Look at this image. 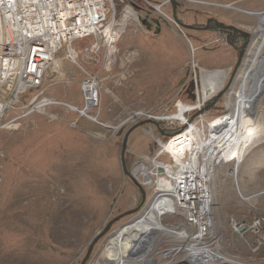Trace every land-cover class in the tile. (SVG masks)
<instances>
[{"label":"rangeland","instance_id":"374dc122","mask_svg":"<svg viewBox=\"0 0 264 264\" xmlns=\"http://www.w3.org/2000/svg\"><path fill=\"white\" fill-rule=\"evenodd\" d=\"M166 1L137 0V6H141V9H136L139 23L141 25L143 22L146 31L137 28L139 24L135 21L130 23L117 44L119 53L110 74L103 67L106 64L105 49H102L98 61L92 62L81 55V50L89 46L92 40L76 42L75 48L79 52L76 61L64 59L67 50H61L56 58L61 59L62 65L59 70L54 68L58 72L53 78L48 73V79H44L39 89L25 93L20 109L11 115H20L22 106L29 104L39 90L44 91L37 101L40 109L44 98L73 105L79 112L50 104L22 118L17 131L0 130V264H81L88 250L84 248L97 232L103 230L113 218L141 204L140 190L128 176H123V139L130 128L147 120L134 119V114L147 112L164 100H158L151 90H144L148 83L144 84L143 75L159 67L167 66L173 70L185 60L189 61L187 69L192 61L197 65V46L210 52L215 51L217 46L228 47L226 34L217 28L201 30L193 26L204 27L211 19L252 35L260 27L264 12V0H176L179 22L176 26L172 22L171 2L160 11L153 7ZM138 39L141 55L136 57L128 50H139ZM246 41H239L237 47L233 45L238 53ZM248 43L249 49L252 42ZM217 55L219 52L207 54L212 62L221 60L215 57ZM127 61L131 62L124 65ZM244 62L245 67L250 63ZM58 63L60 65V61ZM195 69L189 79H184L182 92L178 94L183 100L190 94L188 80L190 87L195 85V76L200 82L198 67ZM124 70L131 75H124ZM225 73L227 77L222 84L223 90L231 75L228 71ZM93 76L100 79L98 106L89 111L96 121L80 114L85 109L81 85ZM215 80L204 92L212 91L213 87L219 85ZM221 92L222 87L218 96L212 98L219 100L218 107L211 110L206 122H198L197 125L194 120L197 126L203 124L206 129L212 119L228 114L225 108L226 94ZM250 118L264 123V95ZM118 126L120 128L115 131ZM148 126L135 128L128 137L125 154L128 171L141 163L145 164V157L153 158L159 154L162 149L158 140L166 143L170 138L160 134L154 126H149L153 134L150 135ZM182 128L177 123L168 127L171 134ZM247 148L237 168L232 157L215 168L212 180L215 233L226 242L223 244L224 252L232 256L228 264H264V225L259 228L261 234L248 235L244 240L232 239L228 231V222L232 219L247 217L251 221L252 217H264V130L257 132ZM157 160L174 166L167 154H161ZM229 162L232 165L227 164ZM142 189L146 202L139 213L155 194L154 185L149 188L142 186ZM167 206L170 209L169 200ZM139 213L122 218L112 226L110 232L121 225L123 227ZM166 218L165 223L168 221ZM106 238H101L95 244L88 264ZM101 252L97 256L101 261L97 264L103 261ZM106 259L109 260L108 257Z\"/></svg>","mask_w":264,"mask_h":264},{"label":"built area","instance_id":"2783aa9c","mask_svg":"<svg viewBox=\"0 0 264 264\" xmlns=\"http://www.w3.org/2000/svg\"><path fill=\"white\" fill-rule=\"evenodd\" d=\"M168 2H164L161 6ZM161 6L153 7L160 11ZM140 7L137 6V0H0V130L17 131L21 126L19 121L36 111L35 104H27L22 106L23 111L20 115H11L20 109V105L23 103L22 96L25 93L41 87L52 59L56 58V55L64 48L67 50L64 59L75 62L79 57L75 43L92 40L89 46L81 47L83 48L81 55L89 61L97 62L102 49H105L106 61L104 63L106 64L103 67L110 74L116 64V55L118 54L116 48L114 51H110V46H116L131 22L135 21L144 32L146 31L145 26L142 25L143 22L141 25L139 23L140 18L136 9H141ZM68 20L74 22L72 27L67 25ZM172 22L176 24L174 21ZM176 26L178 25L176 24ZM196 67L197 65L192 61L190 64L191 74L195 73ZM92 81L97 83V93L93 97V102L90 103V111L98 106L100 100L98 92L100 79L95 76L89 77L81 85L83 101L85 106H88L90 99L86 96L85 87ZM197 82L195 76V88ZM43 94L44 91L39 90L30 102ZM227 95L228 92L225 96L227 97ZM212 98L209 97L208 100H203L192 107L184 106L178 102L171 104V100H169L156 109L139 112L136 117L162 123L166 128L175 123L181 124L183 127L167 140L178 147L183 156L182 161L185 162L184 166H174L175 173L173 175L166 174L162 167H154L149 162L151 158H144L145 164L143 165L149 171H154L155 182L157 177H163L172 184L173 188L169 193L160 192L157 190L155 182L153 184L155 190L153 197L159 195L170 200L173 216L165 224L168 236L159 244L157 253L149 264H190L193 257L191 251L171 252L169 250L173 244L181 240L191 246L209 245L213 252L217 251V247L213 246L214 208L208 191V175L202 171V168L199 170V167L204 166V161L202 157L199 158L196 155L194 146H198L200 141L208 140L210 131L213 129L210 127L212 121L220 117L224 119L231 116L232 108L226 104L225 108L228 114L212 119L211 123H207L206 129L203 124L197 126L198 122H206L203 119L205 113L196 116L195 119L193 115L203 110L205 104ZM51 104L66 106L79 112L77 107L70 104L56 100H52ZM157 113L161 115L158 116ZM82 115L87 117L84 113ZM188 131H191L195 138L187 137L185 139L184 136ZM161 154H165L163 150H160L159 154L155 156L156 159ZM196 162L197 166L199 165L198 169L193 167ZM139 167L132 168L130 173L138 186L142 188L145 185L139 182L135 175V171ZM1 182L2 173L0 170V184ZM263 225L264 217H252L251 221L247 217H241L228 222V231L231 233L232 239L236 237L244 240L248 235L261 234L259 228ZM242 229L243 232H241ZM108 240L107 238L103 242L90 264L95 263L97 256L103 250L102 248L109 243ZM225 243L223 238L219 242L224 255H227L224 252L223 244ZM145 244L143 241L138 245L139 247L135 251L136 255L128 252V254L126 253L127 257L125 255L123 257L143 264ZM114 259L115 257L112 260L105 259L100 264H116ZM206 264H214V261L210 260Z\"/></svg>","mask_w":264,"mask_h":264},{"label":"bare ground","instance_id":"6f19581e","mask_svg":"<svg viewBox=\"0 0 264 264\" xmlns=\"http://www.w3.org/2000/svg\"><path fill=\"white\" fill-rule=\"evenodd\" d=\"M261 18V25L257 29V31L253 33V39L251 40L252 43L250 42L251 46L249 49L247 48V50L249 51L245 57L246 59H244L245 61H249L250 63L249 65H247V67H245L244 62L232 84L231 89L233 90V92L230 93V89L226 97L227 105L232 108L231 116L225 117L224 119L223 117H220L218 118L219 120L212 121V123L210 122V127L213 128L210 131V138L205 142L200 141V143L197 144L198 146H194V148L196 149V155L199 158H203L204 166L199 167V165L197 166L196 162V165H194L193 167H195V169H198L199 167V170L200 168H202V171L206 172L208 175V191L214 208L213 215L215 213V199L213 198L212 193V180L215 177V168L217 166H220L224 161L231 159L232 157L234 158V166L237 168L238 166L236 165H240L239 163L243 159L244 154L248 149L247 147L251 145L254 136L258 131L264 130V123H261L260 121L256 122L253 118H250V116L253 115H250L248 113L249 111L252 112L250 106L253 102V99L262 89V84L260 85L258 83V77L264 74V12L262 13ZM67 25L69 27H72L74 25V22L72 20H68ZM110 47V51L115 50V47ZM58 59H52L50 68L45 74V77L47 79L48 73L49 76H51L50 78H53V75H55V73L58 72L59 68L61 67V59ZM58 61H60V65ZM54 68L58 70L56 71ZM229 72L230 71L228 70V73ZM208 77H210V86L213 84V81L215 80L214 78H217L215 81H217L219 85L213 87L212 91H207V93L203 92L205 98L212 96V94L215 93L216 90H221L222 84L224 83V80L227 76L225 72L220 74L218 72L215 74L207 75L205 77V80H208ZM85 92L86 96H88V98L90 99V102L87 104L88 106H84L85 109L81 110V114L84 113V115H86L88 118L94 120V117L90 116L88 112L90 111L91 107L90 103L93 102V97L95 93H97L96 81L90 82L85 87ZM261 95H259V97ZM38 100L39 99H36L35 97L32 102L29 103L30 105L35 104L37 112L51 104L52 101L51 99H48V101L44 98L43 100L41 99L44 102L42 103V107L40 109L38 107L40 103H37ZM252 113H254V110ZM134 115V118H136L139 113H136ZM119 128L120 126H118L115 131H117ZM147 131L149 134H152L149 130ZM184 137L185 139L187 137L195 138L194 134L191 131H188ZM158 142L160 143L163 152L169 155L171 161L174 163V166L185 165V162L182 161V154L179 152L178 147H176L173 142L162 143L159 140ZM149 162H151L154 167L164 168L166 174L168 175H173L175 173L174 166L160 162L156 159V157L151 158ZM227 164L232 165V162H229ZM140 166L143 167H139L135 171L137 180L147 187H152V177H154L155 175L154 171H149L143 164ZM156 179V182L155 180L153 181L156 184L157 190L166 193L171 192V190L173 189L172 184L168 182L167 179L163 177H157ZM237 192L239 193L238 186ZM169 207L170 209L167 206V199L165 197L154 196L147 207H145L139 215H137L131 221L125 223L123 227L121 225L114 236L109 238V243L104 246L101 252V258L105 260L106 256L108 255L107 257L109 260H112V258L115 257L114 262L116 264H139L135 260H130L123 256L125 255L127 257L128 252L130 254L136 255L135 251L138 249V245L144 241V243H146V247L143 253V264H149L153 260L154 255L157 253V247L159 246V244L164 238L168 236L166 232L167 227L164 225V223L165 219L167 220L166 217H168L169 221L170 217L173 216V208L171 207L170 202ZM213 219L214 227L212 235L214 239L213 246L217 247L216 252H213L209 245H204L203 247L191 246L189 243L185 244L182 240L173 244V246L170 247L169 250L171 252L179 250L180 252L191 251L193 257L192 260H190V264H206L210 260L214 261V264H223L227 263V261H232V256L224 255L222 248L220 247L219 242L221 241V237H218L215 233V215L213 216ZM100 261L101 260H98L97 258L95 264Z\"/></svg>","mask_w":264,"mask_h":264},{"label":"crops","instance_id":"0c3cea01","mask_svg":"<svg viewBox=\"0 0 264 264\" xmlns=\"http://www.w3.org/2000/svg\"><path fill=\"white\" fill-rule=\"evenodd\" d=\"M164 6H161V8ZM129 25H131V24H129ZM149 25H151V22L149 23ZM153 26L156 27V25H154V24H153ZM150 27L151 26H149V28ZM137 28H140V27L138 26ZM142 32H143V30H142ZM124 34L125 33H123V35ZM198 37L199 36H197L196 39H198ZM121 38H120V40H121ZM119 41H118V43H119ZM137 43L139 46V48H138L139 50L134 51L133 49H131L132 51H129L127 49L129 54L135 55L136 57L141 55L140 54L141 48H140V40L139 39L137 40ZM117 44H116L115 48L119 53V49L117 48ZM197 50L199 51L198 52L199 54L197 56V67H198L199 74H200V82H197L196 88H195V85L190 87L189 80H188L187 86L189 85L190 94L188 95L189 97L184 99V100L181 99L180 96H178V94H180L182 92L181 88L184 86V84H183L184 79L185 78H186V80H187V78L189 79V76L191 75L190 68L187 69L189 67L188 66L189 61H187V60L181 61L179 63V66H176L175 68H173V70L170 68H167V66H165L163 68L159 67L158 69H152L146 74V76L143 75L142 79L145 82L144 84L148 83L147 87H143L144 90L145 91L151 90V92H153L152 95L157 97L158 100L164 99L162 102L158 103L159 105H156L154 108H152L150 110L156 109L157 107L163 105L165 102H167L169 100H171V104L178 102V103H180L184 106H187V107L188 106L192 107V106H195L196 104L202 102L203 100H208L209 97L205 98L203 92L210 88V84H209L210 82H208V80H204L203 78H205L207 75L215 74V73H218L220 71L221 72H227L228 70H230V68H232V66L235 65V63L237 62V58H238V51L236 50V48H234L233 46H230L229 44H228V47L217 46V48H215V51H211V52L206 51L204 49V47L201 48L200 46H197ZM214 52H219V55H217L215 57L220 58L221 59L220 61H218V62L213 61L212 62L211 58L209 59V57L207 56V54H211ZM142 56H143L142 58L144 60V55H142ZM130 62L127 61L124 63V65H127ZM225 70H227V71H225ZM122 73L124 75H127L128 77L131 75L130 73H128L125 70ZM202 79H203V81H202ZM214 79H217V78H214ZM205 82H207V83H205ZM230 89H229V91H230ZM144 90L142 89L141 91H143V93H145ZM219 91L220 90H218V91L216 90V92L213 93L212 96H210V97H214V98L217 97ZM191 92L193 95L191 94ZM143 93H141V94H143ZM166 96H169V97L167 99H165ZM213 100L214 99H212L211 102L206 103L209 110L207 112H204L205 114L203 116V119L205 121H206L207 117L209 115H211V110L217 108L219 105L218 99L215 101H213ZM211 106H213V107H211ZM150 110H148V111H150ZM137 187H138V189L141 188L139 186H137ZM139 194H140V197H142L141 192ZM126 208H128V205H126Z\"/></svg>","mask_w":264,"mask_h":264},{"label":"water","instance_id":"95a60500","mask_svg":"<svg viewBox=\"0 0 264 264\" xmlns=\"http://www.w3.org/2000/svg\"><path fill=\"white\" fill-rule=\"evenodd\" d=\"M167 1H169V2L172 3V6H173V17H174V22H175L177 25H179V22H178L177 17H176V3H177L176 0H167ZM212 21H213V22H216V20H212ZM216 26H217V28H218L219 30H225V29H226L227 31H229V32H226V33H230V34L233 33V32H235V31H237L233 26H225V25H223V24H218V23H216ZM242 35H243V37H244L248 42H251V40L253 39V34H252V35H248V34L246 35V34L242 33ZM247 41H246V42H247ZM246 42H245V44L243 45L242 49L239 50L238 58H237V62H236V64H235L234 68H233V69H230V72L228 73L229 75H230V73H231V75H230V79H229V82H228V84L226 85V87L224 88V90H223V86H222V92H221V93L226 94V93L229 91V89L232 87V84H233V82H234V79H235V77H236L238 71L240 70V68H241L242 65H243L244 59H245V57H246V55H247V48H248L247 46H248V44H249L248 42H247V43H246ZM231 70H232V71H231ZM258 79H259L258 83H259L260 85L262 84V86H261L262 89L259 91V93H257V95H256V96L254 97V99H253V102H252V104H251V106H250V107H251L250 109H251L252 112H253V110L255 109V104L257 103V101H259L260 97L264 95V74L260 75V76L258 77ZM261 94H262V95H261ZM220 95H221V94H220ZM259 95H261V96L259 97ZM207 110H209L208 106H206L203 110L197 112V113L193 116V118H195V117L198 116V115H201L202 113L206 112ZM252 112L249 111L248 113H249L250 115H253L254 113H252ZM145 125H147V126H148V125H149V126H154V127L160 132V134H162L163 136H169V135L165 134L163 131H160V125H159V123H157V122H155V121H153V120H145V121L139 122V123H137L135 126H133L132 128H130V129L125 133V135H124V139H123V144H122V151H121V163H122V166H123V176H128V177L134 182V184H136L137 186H138V184L136 183V181L134 180V178L131 176L130 171H128L127 168H126L125 154H126V152H127V142H128V137H129L130 133H131L135 128H138V127H140V126H145ZM101 126L107 128V129H111V127H106V126H104V125H101ZM149 126H148L147 129L152 133V129H151ZM150 135H153V134H150ZM139 190H140L141 195H142L140 206L137 207L136 209L132 210V211L126 212V213H124V214H122V215H120V216H118V217H116V218H113V219L107 224V226H106L103 230H99V231L97 232V235L94 236V238H93L92 241L88 244V246L84 248V250H86L87 248H88V250H87V254H86L85 258L83 259V261L81 262V264H88V261L90 260L91 253H92V251H93V248H94L95 244H96L101 238H103V237L106 236V237L109 239V238H111V237L114 236V234H115L116 231L118 230V229H116V230L110 232V230H111V228H112V226H113L114 224H116L119 220H121L122 218H124V217H126V216L133 215V214H136V213H139V212H140L141 207L144 206V204H145V202H146V196H145V192H144V190H143L142 188H140ZM156 196L158 197L159 195H156ZM148 204H149V203H147V204L145 205V207H147ZM139 214H140V213H139ZM243 231H244V230L242 229L241 232H243ZM107 238H106V239H107Z\"/></svg>","mask_w":264,"mask_h":264},{"label":"trees","instance_id":"16d2710c","mask_svg":"<svg viewBox=\"0 0 264 264\" xmlns=\"http://www.w3.org/2000/svg\"><path fill=\"white\" fill-rule=\"evenodd\" d=\"M226 34V37H227V42L230 44V45H235L234 47H237V43H239V41H244L246 39H244L243 35H242V32L240 31H235L233 33H225ZM215 101V100H213ZM213 107V106H211ZM160 125V124H159ZM170 129L166 128L164 125H160V131H163L164 133H168L169 134V137H171L172 135H174L175 133H177L178 131L180 130H177V131H173L174 133L171 134V132L169 131Z\"/></svg>","mask_w":264,"mask_h":264},{"label":"flooded vegetation","instance_id":"af4514ba","mask_svg":"<svg viewBox=\"0 0 264 264\" xmlns=\"http://www.w3.org/2000/svg\"><path fill=\"white\" fill-rule=\"evenodd\" d=\"M177 12H178V11H177V9H176V16L178 15ZM216 23H217V22H213L211 19H209V20H207L206 25H205L204 27H202V26L194 27V26H193L192 28H194V29H201V30H204V29L209 30L210 28H211V29H212V28H217ZM217 30H218L219 32H221V33L229 32V31H227L226 29H225V30H219V29L217 28ZM165 134L169 135L168 133H165Z\"/></svg>","mask_w":264,"mask_h":264}]
</instances>
